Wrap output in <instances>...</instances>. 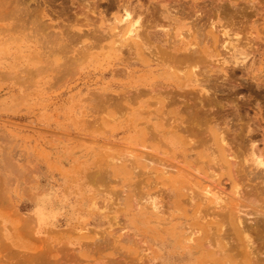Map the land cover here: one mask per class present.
<instances>
[{"label":"rangeland","instance_id":"1","mask_svg":"<svg viewBox=\"0 0 264 264\" xmlns=\"http://www.w3.org/2000/svg\"><path fill=\"white\" fill-rule=\"evenodd\" d=\"M168 8L149 0H0V264H215L201 250L186 251L187 228L200 223L195 208H162L161 163L173 161L163 143L184 139L180 127L204 116L206 105L217 123L231 121L237 103L245 119L264 125L253 104L264 112V57L254 67L250 56L235 62L216 35L219 45L206 50L225 66L189 82L175 60L192 41L189 19ZM226 67L242 88L223 79L231 76ZM201 86L208 97L195 91ZM183 147L182 160L193 161ZM40 195H49L53 216L37 226Z\"/></svg>","mask_w":264,"mask_h":264},{"label":"bare ground","instance_id":"2","mask_svg":"<svg viewBox=\"0 0 264 264\" xmlns=\"http://www.w3.org/2000/svg\"><path fill=\"white\" fill-rule=\"evenodd\" d=\"M149 1L156 4L164 13L171 8H168L169 5L176 8L179 13L183 9L181 14L189 19L190 28L184 33L186 38L191 37L192 41L188 40V47L181 53H175L176 62L181 63V73L189 77V80L187 79L189 82L198 84L199 76L205 72L206 74L211 72L212 68L220 69L219 64L224 65L222 60L216 65L215 61H219V59L210 62L209 57H212L213 54L206 50L209 46L212 47L209 43L218 44L219 38L221 45H218L223 51L227 49L234 51L232 52L233 58H231V53L227 52L235 62L238 57L241 59L242 55H245L246 60L250 56L253 59L249 57L248 62L251 59L252 63H250L254 67V59L264 57V26L261 23L264 20V0ZM128 20L129 14H126L121 22ZM137 29L138 27L133 26L127 34L135 33ZM184 33L181 36L185 37ZM150 44H152L151 40L147 36L146 54H149L147 50L152 51L153 49ZM153 51L150 53L152 54ZM158 51L161 53L162 50ZM246 60L243 58L241 62ZM238 61L240 60L238 59ZM255 63L257 64V61ZM248 66L250 65L248 64ZM226 72L229 74V70ZM206 77L208 78V76ZM223 77L224 80L227 78V82L234 84V88L235 86L236 89L240 86L242 88L240 82L239 86L235 85L238 80H233L232 75ZM256 84V87L258 84L260 86V83ZM153 88L150 89L154 90ZM158 88L159 86L155 88V91L161 90V87ZM155 91L149 90L151 93ZM195 91L203 97H208L207 94L210 92L202 86ZM249 95L251 96V94ZM246 98V104H248L247 102L251 100L248 98V94ZM197 104L201 106L202 103ZM253 104L257 107L256 109L252 106L257 110L255 114L262 116L264 114V112L262 113L263 107L257 99ZM206 106V109L201 106L203 111L197 107L201 109V113H204V116L201 114L203 118L198 113L197 118L192 121L193 123L190 122V124L187 123L188 126L180 127L181 132L186 135L184 139L182 138L180 141L170 139L165 143L161 141L166 154L163 153L168 157L172 156L173 159V161L165 163L162 160L161 163L163 171L160 173L161 181L157 184L161 186L162 196L166 199V204L164 205L163 202L162 208L167 206L168 210H179L185 205L195 208V215L200 223L187 228L188 233L185 235H188L189 243L185 248L188 255L194 256L197 251L201 250L204 254L207 253L212 257V262L214 261L215 264L219 260L221 264H224L226 260H229L230 264H264V125L260 122H253L244 114L245 119L241 115L242 112L239 111L242 108L238 110L239 104L237 105V103L238 108L234 106L235 109H233L234 107L231 109L233 112L230 111L234 118L228 122L225 120L226 122L217 123L216 113L210 111V108L208 109L211 105ZM243 112L245 113V111ZM177 127L179 126L177 125ZM180 145L186 147V150L184 147L182 150L184 156H195L194 160H191L192 162L182 160L183 157L178 152L179 150L176 151ZM49 200V195L35 197L33 216L37 226L46 223L53 216V212L49 208ZM146 201L152 205L155 211L161 207L153 198ZM74 211L72 208V219H75ZM198 260L199 258H195V264H198Z\"/></svg>","mask_w":264,"mask_h":264}]
</instances>
